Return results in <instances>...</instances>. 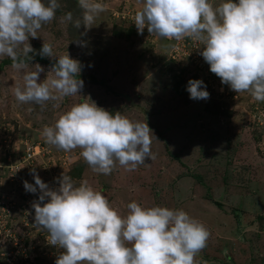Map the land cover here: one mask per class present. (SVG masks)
<instances>
[{
    "label": "rangeland",
    "instance_id": "374dc122",
    "mask_svg": "<svg viewBox=\"0 0 264 264\" xmlns=\"http://www.w3.org/2000/svg\"><path fill=\"white\" fill-rule=\"evenodd\" d=\"M97 2L107 9L90 29L83 24L75 28L64 20L68 12L73 20L81 17L78 0H58L53 20L42 25L38 37H29L38 54L43 43L52 46L54 57L42 56L50 62L67 54L80 62L76 77L84 82L80 93L43 105L20 103L14 89L23 85L24 72L39 64L44 68L39 74L43 81L53 75L52 66L30 61L17 70L3 63L11 58L0 56V204L13 206L11 214L0 220H15L12 227H5L7 246L13 240L36 241L39 227L34 225L32 205L40 190L37 186L32 193L24 187V181L35 184L34 170L51 189L59 187L62 173L77 186L86 181L121 215L133 201L144 207L184 210L209 232L206 246L195 256L196 264H264V102L222 84L200 54L203 45L191 38V42L168 40L138 32L130 18L142 0ZM209 2L217 6L223 0ZM190 79L203 81L208 99L190 98ZM220 85L226 90L223 94ZM84 102L147 123L155 158H146L134 171L117 162L112 173L104 175L92 170L80 148L64 151L46 143L43 128ZM26 139L43 147L28 163ZM22 203L26 207L19 210L16 206ZM47 242L33 243L30 259L20 264H55L64 250Z\"/></svg>",
    "mask_w": 264,
    "mask_h": 264
},
{
    "label": "clouds",
    "instance_id": "9594fccd",
    "mask_svg": "<svg viewBox=\"0 0 264 264\" xmlns=\"http://www.w3.org/2000/svg\"><path fill=\"white\" fill-rule=\"evenodd\" d=\"M78 5L80 18L73 20L71 12L64 15L75 28L83 24L90 29L96 16L107 9L97 0H78ZM59 8L58 0H0V56L11 58L15 69H25L19 57L34 52L29 37H38ZM134 23L140 33L147 27L158 37L192 39L203 45L200 54L222 84L264 102V0H223L217 6L209 0H142ZM39 54L54 57L48 43H43ZM43 71L36 64V70L24 72L23 85L14 89L17 101L43 105L74 96L83 87L84 82L76 78L80 62L68 54L58 57L50 70L53 75L40 81ZM202 84V80H189L190 98H209ZM41 135L60 150L80 148L84 161L104 175L111 174L117 162L134 171L146 158H155L147 123L134 122L119 111L113 114L95 103L73 105L54 125L45 126ZM32 174L35 184L24 181V187L32 193L37 186L40 190L32 205L37 233H42L41 239L48 233V243L64 250L55 264H196V254L206 246L208 230L184 210L144 207L133 201L127 204V214L121 215L86 181L77 186L62 173L59 187L51 189L34 170Z\"/></svg>",
    "mask_w": 264,
    "mask_h": 264
},
{
    "label": "built area",
    "instance_id": "2783aa9c",
    "mask_svg": "<svg viewBox=\"0 0 264 264\" xmlns=\"http://www.w3.org/2000/svg\"><path fill=\"white\" fill-rule=\"evenodd\" d=\"M134 16H132V19L130 18L132 23H134ZM144 30H146L148 32L147 27H145ZM218 87L220 89V90H218L219 93L222 94V93L226 92V90L223 89L222 85H220ZM261 115L264 117V109H262ZM24 145H26V148L24 149V153H27V156H25V161H24L26 163L30 162L29 160L32 157L38 155L40 153V149L43 148L42 146H40L39 143L33 144L31 142H28V139H26L24 141ZM14 166L17 169L19 165L15 164ZM24 194H26V193H24ZM12 207L13 206H11V205H6L4 207V206H1V204H0V211L3 210L2 213L0 214V217L11 214L10 208H12ZM16 207L18 209H21V208L26 207V204L25 203L18 204V206H16ZM14 221L15 220H13L12 218H9L8 220H5V221L0 220V264H20L21 260L30 259V253L33 251V248H34L33 245L34 244H38L42 240H45L46 242L48 241V239H47L49 236L48 233L43 235L42 239H39V236H41L42 233L38 232V235L36 237H34L36 239L35 242H33L32 240L31 241L28 240V241L22 243L21 241L18 242L17 240H13V242H9L12 246L8 247L6 244V238H5V227L6 226L12 227L11 225L13 224ZM27 224L28 223H26V225ZM32 232H34V231L32 230ZM32 237H33V234L31 235V238ZM6 247L10 250H7Z\"/></svg>",
    "mask_w": 264,
    "mask_h": 264
},
{
    "label": "trees",
    "instance_id": "16d2710c",
    "mask_svg": "<svg viewBox=\"0 0 264 264\" xmlns=\"http://www.w3.org/2000/svg\"><path fill=\"white\" fill-rule=\"evenodd\" d=\"M128 33L130 32V29L127 30ZM19 59L21 61H23L24 63L30 62V61H39V62H45L50 66H53L56 62H50L48 60H46L45 58H43L41 55H39L36 52H31L29 53V56H23V57H19ZM3 63H7V64H13V61L11 59L9 60H4ZM94 80V78H92ZM77 175L80 174V169H77L76 172Z\"/></svg>",
    "mask_w": 264,
    "mask_h": 264
}]
</instances>
